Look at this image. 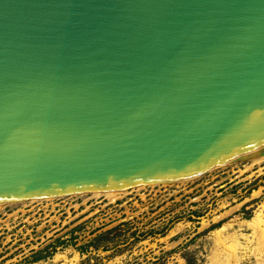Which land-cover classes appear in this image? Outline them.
Instances as JSON below:
<instances>
[{
    "label": "water",
    "instance_id": "1",
    "mask_svg": "<svg viewBox=\"0 0 264 264\" xmlns=\"http://www.w3.org/2000/svg\"><path fill=\"white\" fill-rule=\"evenodd\" d=\"M261 150L264 0H0V203Z\"/></svg>",
    "mask_w": 264,
    "mask_h": 264
},
{
    "label": "rangeland",
    "instance_id": "2",
    "mask_svg": "<svg viewBox=\"0 0 264 264\" xmlns=\"http://www.w3.org/2000/svg\"><path fill=\"white\" fill-rule=\"evenodd\" d=\"M138 185L0 203V264H264V155Z\"/></svg>",
    "mask_w": 264,
    "mask_h": 264
},
{
    "label": "trees",
    "instance_id": "3",
    "mask_svg": "<svg viewBox=\"0 0 264 264\" xmlns=\"http://www.w3.org/2000/svg\"><path fill=\"white\" fill-rule=\"evenodd\" d=\"M113 228H114V227H109V228H106V229H104V230H101V231L95 233V234L91 237L92 245H93L94 247H96V246H97L96 241H97L99 238H101V237H103V238H108V236H106V234H108ZM102 247H105V245L102 244ZM78 250H79L80 252H82V251L84 250V248H83V247H80V248H78ZM84 261H85V259H84V260H80L77 264H83ZM87 264H88V263H87ZM89 264H91V263H89Z\"/></svg>",
    "mask_w": 264,
    "mask_h": 264
},
{
    "label": "bare ground",
    "instance_id": "4",
    "mask_svg": "<svg viewBox=\"0 0 264 264\" xmlns=\"http://www.w3.org/2000/svg\"><path fill=\"white\" fill-rule=\"evenodd\" d=\"M256 153H259V154H261L262 156L264 155V150H261V151H257ZM249 154H254V152H252V153H249ZM261 157V156H260ZM253 158V157H252ZM139 186V185H138ZM121 191V189H107V190H95V191H91V192H93L94 194L95 193H103V194H105V195H107V196H112L115 192H117L118 191V193ZM69 195V194H68ZM116 195V194H115ZM45 198V197H44ZM48 198V197H47ZM8 202H10V201H8Z\"/></svg>",
    "mask_w": 264,
    "mask_h": 264
}]
</instances>
